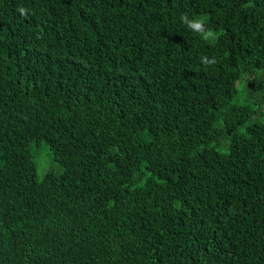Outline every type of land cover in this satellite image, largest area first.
<instances>
[{"label":"trees","instance_id":"16d2710c","mask_svg":"<svg viewBox=\"0 0 264 264\" xmlns=\"http://www.w3.org/2000/svg\"><path fill=\"white\" fill-rule=\"evenodd\" d=\"M0 264H264V0H0Z\"/></svg>","mask_w":264,"mask_h":264},{"label":"clouds","instance_id":"9594fccd","mask_svg":"<svg viewBox=\"0 0 264 264\" xmlns=\"http://www.w3.org/2000/svg\"><path fill=\"white\" fill-rule=\"evenodd\" d=\"M19 12L21 13V15H24L26 13V10L24 8H20ZM180 19L189 29L200 34V36L204 40L207 41L214 37L213 31L205 27V23L202 19H189L187 14L182 15ZM201 62L206 66L216 63L215 58L209 59L206 56L201 58ZM239 86L240 85H237V87Z\"/></svg>","mask_w":264,"mask_h":264},{"label":"rangeland","instance_id":"374dc122","mask_svg":"<svg viewBox=\"0 0 264 264\" xmlns=\"http://www.w3.org/2000/svg\"><path fill=\"white\" fill-rule=\"evenodd\" d=\"M240 91L242 92V85H240ZM38 161V171L42 174L47 169H53L54 171H59V165L54 160L52 152L49 151V148L45 145H42L39 149Z\"/></svg>","mask_w":264,"mask_h":264}]
</instances>
